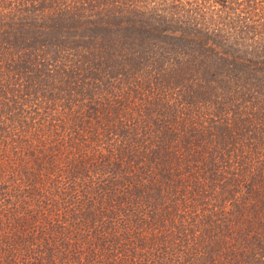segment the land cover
Wrapping results in <instances>:
<instances>
[{"label":"trees","instance_id":"16d2710c","mask_svg":"<svg viewBox=\"0 0 264 264\" xmlns=\"http://www.w3.org/2000/svg\"><path fill=\"white\" fill-rule=\"evenodd\" d=\"M0 264H264V0H0Z\"/></svg>","mask_w":264,"mask_h":264}]
</instances>
